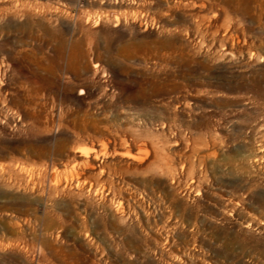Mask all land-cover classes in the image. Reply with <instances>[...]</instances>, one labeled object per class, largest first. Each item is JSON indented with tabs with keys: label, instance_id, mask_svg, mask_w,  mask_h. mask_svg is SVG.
Masks as SVG:
<instances>
[{
	"label": "rangeland",
	"instance_id": "obj_1",
	"mask_svg": "<svg viewBox=\"0 0 264 264\" xmlns=\"http://www.w3.org/2000/svg\"><path fill=\"white\" fill-rule=\"evenodd\" d=\"M0 264H264V0H0Z\"/></svg>",
	"mask_w": 264,
	"mask_h": 264
}]
</instances>
